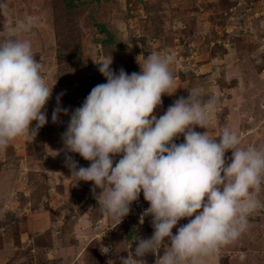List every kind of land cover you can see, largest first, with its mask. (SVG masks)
Wrapping results in <instances>:
<instances>
[{"label":"rangeland","instance_id":"obj_1","mask_svg":"<svg viewBox=\"0 0 264 264\" xmlns=\"http://www.w3.org/2000/svg\"><path fill=\"white\" fill-rule=\"evenodd\" d=\"M5 2L0 39L6 26L34 17L35 26L21 38L32 42L53 91L46 125L0 151V264H121L137 237L148 238L141 221H131L141 230L137 234L104 212L97 200L101 189L93 192V182L75 184L65 166L61 134L92 88L106 83L95 62L110 55L117 74L121 68L131 74L140 72L138 62L147 55L171 50L177 90L162 96L154 115L159 118L176 99L187 98L188 89L202 85L205 98L217 104L207 129L196 127L197 132L216 137L230 127L241 147L264 146V0H0ZM61 92L60 106L69 115L61 113L53 123ZM175 142L183 143V135ZM68 155L90 166L78 153ZM231 155L226 152V158ZM258 199L264 204V183ZM187 222L182 219L173 234ZM249 225L241 241L248 248L246 261L239 262V254L229 257L240 248L236 240L205 264H264V208L249 217ZM259 232L260 239L246 238ZM143 259L156 264L157 255Z\"/></svg>","mask_w":264,"mask_h":264},{"label":"clouds","instance_id":"obj_2","mask_svg":"<svg viewBox=\"0 0 264 264\" xmlns=\"http://www.w3.org/2000/svg\"><path fill=\"white\" fill-rule=\"evenodd\" d=\"M8 9L0 3V14L7 15ZM35 24L32 16L17 20L0 39V151L19 137L36 136L48 122L53 87L32 42L21 38ZM173 62L171 50L147 55L138 62L140 72L131 74L123 68L117 74L110 67L111 55L95 62L106 83L92 88L61 134L71 178L75 184L93 182V192L101 189L97 200L104 212L121 221L141 192L149 204L141 223L151 216L153 234L137 237L134 251L120 257L121 264H146L143 258L149 253L157 255L156 264H205L238 240L249 229V217L264 208L258 199L264 146L241 147L240 135L230 127L216 137L195 130L207 129L216 110L217 102L205 98L204 86L188 89L187 98L176 99L159 118L154 115L162 96L177 90ZM63 95L56 97L53 123L61 113L69 115L60 106ZM181 135L184 142L177 144ZM229 150L232 155L226 158ZM68 153H78L90 166H80ZM185 218L188 222L173 234ZM239 258L245 260L246 253Z\"/></svg>","mask_w":264,"mask_h":264},{"label":"built area","instance_id":"obj_3","mask_svg":"<svg viewBox=\"0 0 264 264\" xmlns=\"http://www.w3.org/2000/svg\"><path fill=\"white\" fill-rule=\"evenodd\" d=\"M149 207V204L147 201L144 200V197H143V193L141 192L140 196H139V199L137 201H134L131 206H130V213L125 216L121 221L123 223H125L126 225H131L133 226L132 224V220H139L141 221V216L144 212L145 209H147ZM152 217L151 216H146L144 217L143 219V222H142V227L145 228L146 230V236H148V238L151 237V235L153 234V227H152Z\"/></svg>","mask_w":264,"mask_h":264},{"label":"crops","instance_id":"obj_4","mask_svg":"<svg viewBox=\"0 0 264 264\" xmlns=\"http://www.w3.org/2000/svg\"><path fill=\"white\" fill-rule=\"evenodd\" d=\"M250 222H251V223H253V222H254V223L257 222V223H258L259 220H258V218H256V219L251 218V221H250ZM135 227H136V226H134V228H133L134 231H135V229H136ZM133 229H132V230H133ZM135 232H138L137 234H139V233L141 234V230H138V231H135ZM243 235H244V234H242L241 237L238 239V241H236L237 245H239L240 248L237 249V250L235 251V252H236L235 254H234V253H231V255L229 254V257H234V256H237L238 254L240 255V253H242V252H243V253H246V256L249 255V254H247V253H248V252H247L248 248H246L247 245H241V244H242L241 241L243 240ZM260 236H261V235H260V232H259V233L254 234V235H253V234L246 235V238L248 237V240H251V239L255 240L256 238L260 239ZM230 245H231V244H230ZM244 246H245V247H244ZM249 248H250V247H249ZM222 249H223V248H222ZM223 251H224V250H223ZM226 251H227V253L230 252V250H226ZM214 256H215V255H213V259H214ZM213 259H212V261H210V264H214V261H215V260H213ZM230 259H231V258H230ZM232 260H233V259H232ZM232 260H231V261H232ZM244 261H246V259L243 260V261H241L240 258H239V262H244Z\"/></svg>","mask_w":264,"mask_h":264},{"label":"trees","instance_id":"obj_5","mask_svg":"<svg viewBox=\"0 0 264 264\" xmlns=\"http://www.w3.org/2000/svg\"><path fill=\"white\" fill-rule=\"evenodd\" d=\"M71 3H72V2H68L67 4L73 6ZM99 26H100V27H99L100 29H104V28H105V26H104L103 24H99ZM0 34H1V31H0ZM110 37H111L110 34L107 35V39L110 38ZM127 226L129 227V229H133V227H132L131 225H126V227H127Z\"/></svg>","mask_w":264,"mask_h":264}]
</instances>
